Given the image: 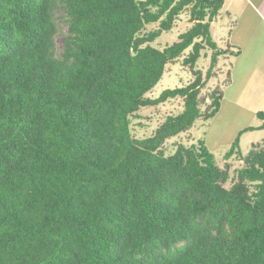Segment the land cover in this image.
Returning a JSON list of instances; mask_svg holds the SVG:
<instances>
[{
	"label": "trees",
	"instance_id": "1",
	"mask_svg": "<svg viewBox=\"0 0 264 264\" xmlns=\"http://www.w3.org/2000/svg\"><path fill=\"white\" fill-rule=\"evenodd\" d=\"M223 5L0 0V264H264V140L240 147L264 112L220 154L196 136L165 146L220 109L223 87L202 90L238 53L212 33ZM180 58L192 81L149 96ZM174 98L179 112L133 132Z\"/></svg>",
	"mask_w": 264,
	"mask_h": 264
},
{
	"label": "crops",
	"instance_id": "2",
	"mask_svg": "<svg viewBox=\"0 0 264 264\" xmlns=\"http://www.w3.org/2000/svg\"><path fill=\"white\" fill-rule=\"evenodd\" d=\"M223 11L231 17L226 43L238 53L230 56V79L223 86L220 109L206 124L198 121L193 127H205L203 138L214 152L228 148L246 127H260L257 113L264 112V0H224ZM262 140L264 128L244 131L240 147L244 151Z\"/></svg>",
	"mask_w": 264,
	"mask_h": 264
},
{
	"label": "rangeland",
	"instance_id": "3",
	"mask_svg": "<svg viewBox=\"0 0 264 264\" xmlns=\"http://www.w3.org/2000/svg\"><path fill=\"white\" fill-rule=\"evenodd\" d=\"M231 20V17L227 14V12L221 11V14L217 17V19L212 24V33L216 40L220 42L222 47H225V43L229 39V22ZM185 25V23H183ZM183 25V27H185ZM182 27V28H183ZM65 29V27H63ZM179 28L174 27L172 31L170 32H164L156 41L155 45L159 44V47H164L168 44H171L175 40H177V36L182 31H178ZM62 40L63 35L59 34L57 36V43L59 50L62 48ZM182 58L178 59L176 62L169 64L167 66V69L162 77V79L159 81V83L153 88V90L148 94L151 97H157L160 95V93L167 89V88H174L176 86H179L181 84L188 83L192 81V73L189 70L188 67H184L181 64ZM210 59L209 57L202 56L198 61V67L204 69L205 71L209 67ZM231 67V58L228 57V59H224L223 57L219 60L216 68L214 69L215 76L210 78L208 80L207 85L202 90V95L206 96L208 92L212 91L216 87L224 86V83L227 78V72L230 70ZM224 89V88H223ZM208 103V101H206ZM182 99L181 98H174L169 99L167 102L156 105V106H148V107H142L138 113L137 117L132 118V128L133 132L139 136H149L152 134V132L155 130V128L158 126L159 123H161L164 120V117L168 113H177L182 109ZM206 107V104L203 105L204 109ZM197 122L198 124L202 123ZM193 129L192 133L194 136L202 137L203 138V131L205 127H200ZM191 129V130H192ZM191 134L183 133L177 137H173L169 139L166 142V150L167 152L174 151L175 145L179 141L189 142L191 140ZM205 140V139H203ZM227 149V147H225ZM224 147H221L220 150H217L215 153L220 154L222 151L226 150ZM250 147H245L244 153H247L249 151ZM218 164H222L223 161L217 160ZM240 166V162L233 160V169L238 168Z\"/></svg>",
	"mask_w": 264,
	"mask_h": 264
}]
</instances>
